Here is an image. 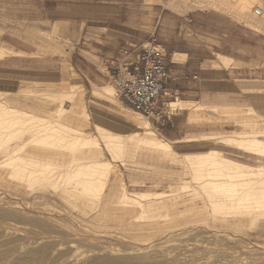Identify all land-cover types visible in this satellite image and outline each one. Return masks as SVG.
<instances>
[{
  "label": "rangeland",
  "instance_id": "374dc122",
  "mask_svg": "<svg viewBox=\"0 0 264 264\" xmlns=\"http://www.w3.org/2000/svg\"><path fill=\"white\" fill-rule=\"evenodd\" d=\"M170 1L174 0H130L131 4L126 5L131 8V15L134 17L130 20L133 22L132 30L142 35L140 40L142 43L150 41L152 37H157L154 26L157 14L161 11L184 21L187 18H194L193 22L196 25L201 26L203 30L209 29L210 33L217 31L221 35L225 31V24L224 21L219 20L224 19L228 24L239 22L247 31L264 34L263 15L254 16L252 12L250 14L253 7L241 14L222 6L214 8L211 0H206L207 2H204L205 0H185L183 2L175 0L171 5ZM209 1H211L210 4ZM175 2L180 4L176 6ZM253 4L263 9L264 0H256ZM201 13L209 14L211 20H199ZM117 19L125 20L122 15ZM82 21L84 23L81 26L87 24V29L90 30L91 19V22L87 18H82ZM10 27L17 29L18 34L14 33V36L20 38L19 46L25 48L27 52H17L3 57L20 56L23 59L18 62V74L13 76L14 78L0 79V161L6 164L10 152H13L19 142L24 148L20 147V151L12 155L23 153L21 156H25L24 159H26L23 163L18 160L14 164L12 161L14 169L7 167L8 162L6 165L0 163V264H264V210L261 211L262 214L259 213L260 215L256 217L254 215L251 218V216H245L242 209L238 211L227 208L226 210L224 206L223 208L221 205H212L211 199L219 193L217 189L212 188L213 185L199 184L203 181L202 177L185 168L182 162L171 161L170 157L165 158L144 147L129 143L125 152L120 153L116 160L105 149L103 143H100L103 154L107 160L109 159L112 167L122 171L129 192L167 193L171 190L173 193L175 189V193L178 188L179 195L175 193L177 196L169 197L173 195L171 191L170 194H161L167 197L165 198L166 209H140L122 202L121 205L117 204L119 200L116 201L115 196L108 191V184H106L108 180L104 183L99 182L102 186L99 188L102 194L100 191L98 193L93 191L95 195L89 194V189L83 191L84 188L75 182L80 177L77 176V179L74 176L78 173L75 171L78 169L77 171L80 170L79 173H82L84 169L91 172L95 170L92 167L94 165L89 164L88 167L91 168L85 169L89 160L83 159L78 160L79 162L72 160L74 164L71 163L70 166L67 160L71 161V156L69 158L70 153L60 147L61 139L57 136L46 137L45 135L46 131L50 130L44 129L57 125V116L50 112V109L53 110L58 104L55 100L62 99L65 101L63 102L64 107L71 106V102L65 95L58 94L60 90L58 86L62 85L60 82L66 83L68 80L70 83L84 84L86 89L83 99L90 117L89 125L85 130L88 129V132L93 135L97 133L92 123L118 132L128 124L125 116L131 115L132 112L115 96L114 86L110 80L102 85L111 84L113 86L115 106L93 96V86L84 82L71 68L69 56L75 45L69 39V30L66 27L53 23L46 28L45 23L23 20L17 25H8L7 28L4 25L2 29L0 27V35L4 34V39H9V34H13L9 31ZM232 43L228 42L226 37V42L218 43L217 47H214L218 53H212L211 58L215 59L216 54L226 57L230 55L229 64L223 66L219 63L216 66L221 65L226 68L236 66L242 71L246 70V73L242 72L238 77L247 79V83L252 84L253 89L250 93V104L241 107L256 110L252 115L238 112L240 115L233 113L236 116H229V118L215 113V119L205 115L203 119L200 118L201 121L193 119L191 122L186 114L192 110L175 111L168 108L174 115L178 112V115L172 116L169 124L165 126L145 118L167 139L181 140L172 143L177 158L185 153H201L209 149H217L225 156L241 162L254 165L264 164V158H261V162L253 159L249 161L244 154L238 151V148L219 142L212 136L242 131L253 132L256 130L253 122L264 120V49L250 48L245 43ZM223 46L228 49L226 52L223 51ZM0 47L8 46L0 42ZM230 47L235 51L229 50ZM83 54L89 60L96 59L87 53ZM215 60L218 61L217 58ZM4 69L0 68L1 75L5 73ZM243 115H246L245 118ZM243 121H245L244 124ZM40 130H44V133ZM41 134H44L43 137ZM202 134L206 136L197 139ZM190 136H195V140L192 138L193 140L186 141L185 138ZM261 139H264V136ZM134 150L135 152L132 153ZM49 156H56L57 159L54 161ZM120 156L123 157L120 158ZM18 162L22 164L19 174L15 169ZM37 166H41V169L39 170ZM27 171L30 173L33 171L34 174L31 173L32 176L29 175L28 178ZM43 171L47 174L44 175ZM59 173L60 176H58ZM14 174L19 175V178ZM35 175H39L38 178ZM65 175L68 177L66 178ZM186 182L189 187L187 184L183 185ZM181 183L183 191L179 187V185L182 187ZM68 184L72 187L69 188ZM171 184L174 187L178 184V187L174 188ZM74 186H81L79 189L82 193L78 189L73 190ZM175 198L182 201L178 207L172 205ZM105 205L106 207L102 209L101 206ZM140 212L144 218L136 216L140 215ZM240 213L243 216H240ZM142 214L140 216H143ZM151 216L156 221H153ZM135 217L138 222L134 219ZM234 217L239 220L238 223L234 222L236 220ZM141 220H147L145 225Z\"/></svg>",
  "mask_w": 264,
  "mask_h": 264
},
{
  "label": "bare ground",
  "instance_id": "6f19581e",
  "mask_svg": "<svg viewBox=\"0 0 264 264\" xmlns=\"http://www.w3.org/2000/svg\"><path fill=\"white\" fill-rule=\"evenodd\" d=\"M183 1H185V0H182L181 2H183ZM211 1L213 2L212 4L214 5L213 6L214 8H219L222 6L225 9H229L233 12L238 11L241 14L248 12L250 10L249 8H251V7H253V8L256 7V5L254 6V4H253L256 0H211ZM211 1H209L208 3L210 4ZM170 2H171L170 3V5H171L173 2L172 1H170ZM178 2H179V0H178ZM204 2H207V1L205 0ZM208 3H206V4H208ZM175 4H176V6H178L180 3L178 4L177 2H175ZM194 5L196 7V4H194ZM198 5H200V4L198 3ZM183 6H184V3H183ZM180 7H182V6H180ZM184 7H186V6H184ZM252 10L250 11V14H251ZM176 11H178V10H176ZM248 15H249V13H248ZM261 16L264 18V7L262 9ZM60 52L62 53L63 51H60ZM15 53H17V51L12 50L11 48L0 47V58H3L6 55L15 54ZM39 54H41V53H39ZM63 54H65V53H63ZM66 56H68V55H66ZM174 56H179V55H174ZM216 58L218 61L217 62L214 61V62L217 64L221 63L224 66L227 63L229 64V62H230L229 60L231 57H226V56H223L220 54H216ZM232 62H234V61H232ZM64 69H66V68L64 67ZM66 73H64V74H66ZM69 78H70V76H69ZM61 79H63V78L61 77ZM21 81H24V80H21ZM67 81H66V83L60 82L62 85L58 86L59 87L58 89H60L58 91V94L59 95H65L66 98L68 99V101L71 102V106L64 107L63 102H65V101H63L62 99L55 100V101H58V102H56L58 104L56 105V107L53 110L50 109V112H52V114L57 116V122H56L57 125L49 126L48 128H46L44 130L49 129L51 131V132L46 131L47 132V134L45 133L46 137H49V136L50 137H56L57 136L61 139L62 145L60 147H62L64 150H66L70 153L69 158L71 156V161L67 158L68 159L67 161L70 163V166H71L72 160L73 161H78V160L80 161L83 159L89 160L88 163L86 162L87 164L84 163L87 165V166L84 165L85 169L88 166H90L91 164L94 165V166H92V165L91 166L95 170H93L91 172L84 170L83 169L84 167H83L82 168L83 172L81 171L82 173H79L80 170L77 171L78 170V169L76 170L77 167L75 168V170H76L75 173L78 172L80 174V175L78 173H76L77 175L73 174L76 178H77V176H80L79 179L77 178L78 180H76L75 182H76V184L81 185L82 188H84L83 191L89 189V194H94L93 191H95V193H96V191H97V193H98V191H100V193H101V190L99 189L101 185L99 182L103 181L102 183H104V181L108 180L109 182L106 183V184H108L107 185L108 191L115 196L116 201L119 200L117 202V204H120L122 202L123 204L131 205L133 208H134V206H136L140 209H142V208H144V209H146V208L162 209V208L167 207L166 199H165L167 197L165 195H164V197L161 196V194L163 195L164 192H161V193H155V192L152 193V191H151V193H147V191L146 192H134V193L129 192L127 190V187H126V182L124 180V177H123L124 175H123L122 171H120L119 169H114V167H112V164L108 161L109 159L107 160L105 158V155L103 154V151H102L101 146H100V143L102 142L105 149L110 153L112 158L116 159V157H119L118 155L120 153H122L123 151L125 152V149L129 143H133V144L137 145L138 147H142V148L144 147L150 151H153L156 154H160V155L164 156L165 158L170 157L171 161H173V162H176V161L182 162L183 165L185 166V168H187L188 170H190L194 173L196 172L198 174V176L203 178V181L200 182L199 184L204 183L205 185H207V184L213 185L212 188H216L219 193L216 194L213 199H211L212 205L215 206L217 204V205H221L222 207L224 206L226 208H224V207L223 208L226 210L233 209V210L239 211V209H242L241 211L245 213V216H249V217L251 216V218H252V216L254 217V215L256 217V215H258L259 213H261L262 210H264V167H263L264 164L254 165V164H250V163H246V162H241V161H238V160H235V159H232L230 157L225 156L222 153V151L217 150V149H209L208 151L201 152V153H185L184 155L182 154L183 155L182 157L177 158L175 156L177 154L172 147V143L173 142H179L181 140L177 139V140L171 141V140L167 139L157 130V128L155 129L154 127H152L151 123L148 120H146L145 117H143L139 112H137L131 108H130V111L132 112V114L125 116L128 124L124 128H122L120 131L114 132V131H111L110 129H108L104 126L97 124V123L96 124L92 123L95 126L96 133H97V135H93L90 132H88V129L85 130V128L87 127V125H89V122H90L89 121V118H90L89 113L86 109V106L84 104V99H83L84 92H85L86 88H85L84 84L70 83L69 81L68 82ZM57 83H59V82H57ZM42 84H44V83H42ZM47 84H51V83L48 82ZM92 86H93L92 87V95L93 96H95L97 98H101L104 101L108 102L109 104H112L113 106H115L114 95H113V86L111 84H105L102 86H96V85H92ZM53 91H55V90H53ZM25 92H27V91L25 90ZM31 92L33 93V91H31ZM32 93H30V94H32ZM41 93H43V92H41ZM45 93H44V95H46ZM54 95H56V94H54ZM53 104H55V102H53ZM167 106L171 110H175V111L192 110L190 112L185 111L187 113L189 112L187 114L188 115L187 117L190 119V121L193 119H197V120L198 119L200 120V118L203 119V117L205 115H206V117L208 116V118L215 119L216 118L215 113L218 114L219 116H222V117L228 116V118H229V116L230 117L236 116V114H233V113H238V112H240V114L242 112H245L246 114L252 115V113H254L256 110V109L254 110V108L252 109L249 107L244 108V107H238V106L207 107V106H203L201 104L193 103L190 101L189 102H186V100L183 101V100L179 99L178 96L176 97L175 100L168 101ZM20 113H21V111H20ZM26 113H27V111H26ZM245 116L243 115L244 118H245ZM248 117H253V116L248 115ZM257 118H259V117L257 116ZM206 120H207V118H206ZM235 120H236V118H235ZM244 123H245V121H243V124ZM253 124L256 128V130L253 132L242 131V132L227 133V134L212 135V136L214 137V139H216L219 142L225 143L227 145H232V146H235L236 148H238V151H240L242 154H244L246 156V158H248L249 161L251 159H253V160H256L259 162L261 160V158L262 159L264 158V139H261V137L264 136V120L259 121V122L255 121V122H253ZM3 128H4V126H3ZM41 130H40V132L44 133L43 132L44 130L43 131H41ZM20 134H22V133H20ZM42 135H44V134H41V136ZM205 136L206 135H200L197 139L204 138ZM18 138H19V135H18ZM192 138H194V140H195L196 137L190 136V137H187L185 139H186V141H189ZM21 145H22V143H20V142L17 143V147L14 148L15 150L13 149V152H10V155H12V153L15 154V153L19 152L20 147L24 148V146H21ZM135 147H134V149H136ZM6 148H7V146H6ZM131 149H133V148H131ZM133 152H135V150L132 151V153ZM22 154H20V155L16 154V156L15 155H12V156L9 155L7 160L6 159L5 160H6V164L8 162V165L9 164H11V165L10 166L7 165V167H9V168L12 167L13 163L18 161V160H20V162L22 161V163H23L26 158L24 159L25 156L24 157L21 156ZM77 154H79V155H77ZM131 156H132V154H131ZM121 157H123V156H120V158ZM128 157H129V155H128ZM49 158L52 160L57 159L56 156H49ZM36 159H37V157H36ZM40 160H42V159H40ZM125 160H126V158H125ZM12 161H13V163H11ZM30 161H31V159H30ZM34 161H36V160H34ZM45 161H47V160H45ZM110 161H112V160H110ZM3 162H5V161H3ZM0 163H1V161H0ZM49 163H50V161L48 162V164ZM123 163H124V161H123ZM1 164H5V163H1ZM30 164H31V162H30ZM30 164H28V165H30ZM72 164H74V163H72ZM136 164H137V162H136ZM138 164H140V163L138 162ZM81 165H79V166H81ZM116 165H118V164H116ZM21 166H22V164H20L19 162H18V164L16 163L15 169H16L17 174H19L20 170H22ZM26 166H27V163H26ZM74 166H72V167H74ZM13 167H12V169H14ZM37 167H39V166H37ZM40 167L38 168L39 170L41 169ZM51 167H49V168L51 169ZM88 168H91V167H88ZM46 169H48V167ZM36 170L37 169H35V171ZM44 171H47V170H44ZM44 171H43V174L44 175L47 174ZM23 172H24V170H23ZM27 172H26V176H27ZM9 173L11 175V172H9ZM28 173H29L28 178H29V175L32 176V174H34V173L31 174L30 172H28ZM72 173H74V172L72 171ZM15 174H14V176H16ZM23 174H25V173H23ZM38 174H39V172H38ZM53 174H55V173H53ZM17 176L19 178V175H17ZM38 176H36V177L38 178ZM58 176H60V173ZM65 176H66V178L68 177L67 175H65ZM207 176H209L210 178L209 177L207 178ZM36 177H34V178H36ZM43 177H45V176H43ZM50 177L52 178L54 176H50ZM34 178H33V180H34ZM46 178H48V177H46ZM42 179H44V178H42ZM31 180H32V178H31ZM66 181H68V180H66ZM186 184H187V182L184 183L183 185H186ZM69 185L70 184H68V187L71 188L72 186L70 187ZM171 185L173 186V184H171ZM181 185H182V183H181ZM183 185H182V187L179 185V187L181 188L182 191L184 190ZM176 186L178 187V184H176ZM68 187H66V188L69 191ZM80 187L74 186L73 190L78 189L80 191V193H82V191L79 189ZM103 187H104V185H103ZM187 187H189V185ZM174 190H173V193L170 190L173 195L171 194L172 196H169V197H173L175 195L177 196V194L179 195V193H177L178 188L175 191V193H177V194L174 193ZM79 191H78V193H79ZM103 191H105V190H103ZM170 191H167V193L170 194ZM185 191H186V193H188L187 189ZM189 191L191 193L190 189H189ZM194 191H195V189H194ZM86 193H87V191H86ZM86 193H85V195H86ZM192 193H193V189H192ZM88 197H90V196H88ZM181 202L178 198H175V200L172 202V205L175 207H178L181 204ZM101 207H102V209H104V207H106V205L101 206ZM107 207H108V205H107ZM179 210H180V208H179ZM149 211H150V209H149ZM232 212H231V214H232ZM98 214H100V212ZM140 215L138 214L136 216L144 218L143 214H142L143 216H140ZM224 215H225V213H224ZM235 215H237V214L235 213ZM155 216H156V214H155ZM240 216H243V214L240 213ZM237 217H239V216H237ZM136 218L137 217H135L134 219L136 220ZM161 218H163V217H161ZM157 219H158V217H157ZM231 220L233 221V219H231ZM141 221H143V220H141ZM146 221H143L144 225H145ZM153 221H156V220H154V218H153ZM153 221H151V222L153 223ZM236 221L238 223L239 220H237V219L234 220V222H236ZM132 222L134 223V221H132ZM148 222L150 223L149 219H148ZM136 226H137V223H136Z\"/></svg>",
  "mask_w": 264,
  "mask_h": 264
},
{
  "label": "crops",
  "instance_id": "0c3cea01",
  "mask_svg": "<svg viewBox=\"0 0 264 264\" xmlns=\"http://www.w3.org/2000/svg\"><path fill=\"white\" fill-rule=\"evenodd\" d=\"M127 4H131L130 0H0V19H3L0 20V27L17 25L23 20L45 23L46 28L53 23L66 27L69 30L68 37L75 45L69 56L71 67L87 84L102 86L110 80L121 50L129 44L144 43L140 41L142 35L132 30L133 22L130 20L134 17ZM120 15L124 21L117 19ZM82 18L91 19L90 30L87 24L81 26L84 23ZM193 19L187 18L188 21H184L162 11L157 14L154 26L157 37L152 38L166 51L168 64L178 77L167 82L165 91L168 94L162 96L161 100L168 103L178 96L183 101L207 107H241L250 104L253 86L247 83V79L238 77L242 72L246 73V70L242 71L236 66H216L217 61L211 58V54L218 53L214 47L226 42V37L232 44L245 43L250 48L263 50L264 34L247 31L239 22L228 24L224 19L219 21H224L225 31L221 35L217 31L210 33L209 29L203 30L196 25ZM198 19L211 20L209 14L202 13ZM9 29L13 34H9V39H4V34L0 35V42L14 51L27 52L19 46L20 38L14 36V33L18 34L17 29ZM231 47L229 50H232ZM226 50L223 46V51ZM83 53L96 59L89 60ZM22 59L20 56L0 59V68H5L0 79L14 78L18 74V62ZM166 111L168 118L161 126L169 124L172 116L178 115L169 112V109Z\"/></svg>",
  "mask_w": 264,
  "mask_h": 264
},
{
  "label": "built area",
  "instance_id": "2783aa9c",
  "mask_svg": "<svg viewBox=\"0 0 264 264\" xmlns=\"http://www.w3.org/2000/svg\"><path fill=\"white\" fill-rule=\"evenodd\" d=\"M252 13L260 16L262 8L256 6ZM177 78L168 64L166 51L154 38L123 48L110 74L115 96L146 119L160 125L168 118L166 110L169 107L161 100L168 94L166 84Z\"/></svg>",
  "mask_w": 264,
  "mask_h": 264
}]
</instances>
